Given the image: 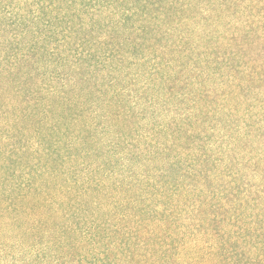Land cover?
Segmentation results:
<instances>
[{
	"label": "trees",
	"instance_id": "1",
	"mask_svg": "<svg viewBox=\"0 0 264 264\" xmlns=\"http://www.w3.org/2000/svg\"><path fill=\"white\" fill-rule=\"evenodd\" d=\"M0 264H264V0H0Z\"/></svg>",
	"mask_w": 264,
	"mask_h": 264
}]
</instances>
